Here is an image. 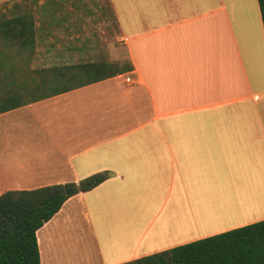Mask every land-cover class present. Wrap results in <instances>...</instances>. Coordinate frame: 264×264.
I'll list each match as a JSON object with an SVG mask.
<instances>
[{"label": "crops", "instance_id": "0c3cea01", "mask_svg": "<svg viewBox=\"0 0 264 264\" xmlns=\"http://www.w3.org/2000/svg\"><path fill=\"white\" fill-rule=\"evenodd\" d=\"M107 1L106 49L65 1L30 52H0V95L18 94L0 196L109 175L37 232L41 264H124L264 220L258 0ZM64 231L83 245L53 247Z\"/></svg>", "mask_w": 264, "mask_h": 264}, {"label": "trees", "instance_id": "16d2710c", "mask_svg": "<svg viewBox=\"0 0 264 264\" xmlns=\"http://www.w3.org/2000/svg\"><path fill=\"white\" fill-rule=\"evenodd\" d=\"M258 3L264 28V0ZM22 6L17 0L0 5L1 50L30 52L34 45L36 23ZM17 96L0 95V113L16 107ZM108 177L99 173L78 183L2 194L0 264H41L37 232L68 199L94 189ZM124 264H264V220Z\"/></svg>", "mask_w": 264, "mask_h": 264}, {"label": "rangeland", "instance_id": "374dc122", "mask_svg": "<svg viewBox=\"0 0 264 264\" xmlns=\"http://www.w3.org/2000/svg\"><path fill=\"white\" fill-rule=\"evenodd\" d=\"M65 1L68 6L72 2H75L79 4L83 12H88V14H85L86 21L83 28L85 30L83 36L97 39L100 44L104 43V49H106L107 40L109 41L111 37L115 38L117 33L113 24L112 10L107 0H24V2L23 0H17L20 5H23L22 7L24 10L33 14L37 32L38 24L47 21V9L54 6H63ZM43 9H45V13L41 14ZM5 11H7V9ZM0 42H3V40L0 39ZM1 48L2 46L0 45V52H13L12 49L1 50ZM113 64H116L115 66H125L126 59L121 54V60L114 61ZM61 238H66L67 241L69 240L79 246H82L84 243V237L81 232L64 231L63 235L58 236L56 242L52 246H56Z\"/></svg>", "mask_w": 264, "mask_h": 264}, {"label": "built area", "instance_id": "2783aa9c", "mask_svg": "<svg viewBox=\"0 0 264 264\" xmlns=\"http://www.w3.org/2000/svg\"><path fill=\"white\" fill-rule=\"evenodd\" d=\"M126 82L127 83H131L132 82V79L131 78H126Z\"/></svg>", "mask_w": 264, "mask_h": 264}]
</instances>
